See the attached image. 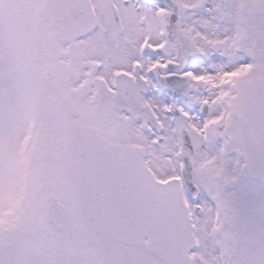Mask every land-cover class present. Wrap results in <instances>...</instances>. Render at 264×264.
Listing matches in <instances>:
<instances>
[{
	"label": "snow or ice",
	"instance_id": "snow-or-ice-1",
	"mask_svg": "<svg viewBox=\"0 0 264 264\" xmlns=\"http://www.w3.org/2000/svg\"><path fill=\"white\" fill-rule=\"evenodd\" d=\"M0 264H264V0H0Z\"/></svg>",
	"mask_w": 264,
	"mask_h": 264
}]
</instances>
